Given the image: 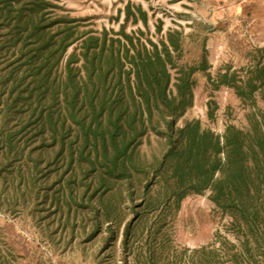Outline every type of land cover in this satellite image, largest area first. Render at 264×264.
<instances>
[{
	"label": "rangeland",
	"instance_id": "1",
	"mask_svg": "<svg viewBox=\"0 0 264 264\" xmlns=\"http://www.w3.org/2000/svg\"><path fill=\"white\" fill-rule=\"evenodd\" d=\"M49 1L60 7L54 12L76 19L79 31L105 28L117 32L122 24L128 34L138 35L141 30L143 35L139 37L148 47L146 39L158 44L170 28L182 32L177 64L199 69L192 75V103L176 120L175 128L198 120L201 128L216 134H222L226 124L245 130L249 115L254 112L258 116L263 108L258 95L252 107L248 101L240 100L232 87L215 88L214 81L224 71L235 72L236 79L241 81L246 78L245 70L257 61L258 50L264 48V0ZM127 2L146 12L145 26L141 21L123 20ZM50 17L47 15L45 19ZM158 23L160 31H156ZM13 35V26L0 16L1 100L11 89H15L14 95L35 85L30 77L23 79L21 85L13 81L15 75L27 76L28 72L18 60ZM78 46L76 42L68 47L65 56L51 68L49 81L64 82L65 58L72 51L77 52ZM203 61L205 68L200 69ZM80 63L72 64L73 68H79ZM9 72L13 77L8 78ZM170 72L173 82L175 71ZM79 76L83 77L81 69ZM170 88L173 90L172 85ZM2 103L0 264H135L132 255L124 261L123 231L131 224L135 237L141 233L144 238L152 214H147L148 222L144 224L138 221L136 213L145 216L142 215L145 184H151L153 198L160 185L152 174L156 160L165 150L162 135L148 129L137 138L132 160L146 173L128 169L129 175L122 176L119 170H110L107 159L111 147L105 153L98 138L94 141L91 133L85 138L79 126L70 120L62 95L50 98L42 89L36 108L35 103H17L7 116ZM101 120L105 125V113ZM50 121L56 123L54 137L48 131ZM88 121L86 117L84 122ZM6 133L12 135L10 146L5 142ZM224 221L209 190L188 193L166 213L163 233L158 236V239L163 236L165 248L157 264H174L169 257L172 252L179 254L183 248L206 245ZM138 242L141 239L135 241V247Z\"/></svg>",
	"mask_w": 264,
	"mask_h": 264
},
{
	"label": "trees",
	"instance_id": "2",
	"mask_svg": "<svg viewBox=\"0 0 264 264\" xmlns=\"http://www.w3.org/2000/svg\"><path fill=\"white\" fill-rule=\"evenodd\" d=\"M57 8L60 7L49 0H0L4 13L0 16L13 26L12 44L18 60L28 71L27 76L19 77L9 72L8 78L13 77L21 85L23 79L30 77L35 84L14 95L15 89H11L4 100L0 97L5 116L17 103H35L36 108L42 89L50 98L62 95L70 120L79 126L85 138L88 133L94 141L98 138L105 153L111 147L107 159L110 170H119L122 176L128 174V169L146 173L132 160L137 138L148 129L162 135L165 150L156 160L152 174L160 185L153 198L151 184H145L142 199L145 216L136 213L138 221L144 224L148 222L147 214L152 216L144 238L141 233L135 237L131 224L124 229V261L132 255L135 264H157L165 248L163 236L160 239L158 236L163 233L170 206L177 207L190 192L201 194L209 190L225 221L206 245L183 248L179 254L172 252L169 255L172 262L264 264V48L258 50L257 61L245 70V79L240 81L235 72L224 71L214 81L215 88L232 87L235 95L252 107L255 95L262 100L258 116L254 112L249 115L247 129L226 124L223 133L216 134L201 128L198 120L175 128L176 120L192 103V75L199 69L177 64L182 32L170 28L158 44L146 39L148 47L139 37L143 35L141 30L138 35L128 34L121 24L117 32L105 28L79 31L77 20L54 12ZM10 13L13 15L8 20ZM123 14L124 21L130 18L133 23L141 21L146 25L147 14L140 6L133 7L127 2ZM47 15L51 17L45 19ZM160 28L158 23L156 31ZM76 42L78 51L69 53L64 61V82L49 81L51 68ZM79 61L80 67L73 68L72 64ZM204 68L205 61L200 69ZM80 69L83 77L79 76ZM171 69L175 71L173 82ZM22 91L26 93L24 96ZM31 98L33 101H27ZM104 113L105 125L101 120ZM48 131L52 137L56 135L55 122H49ZM11 136L5 135L8 146ZM139 239L141 243L135 247Z\"/></svg>",
	"mask_w": 264,
	"mask_h": 264
}]
</instances>
